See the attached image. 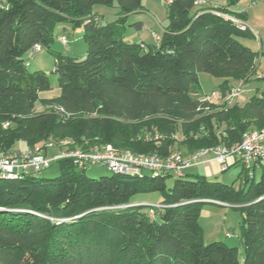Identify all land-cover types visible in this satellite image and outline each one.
Listing matches in <instances>:
<instances>
[{
  "label": "trees",
  "instance_id": "1",
  "mask_svg": "<svg viewBox=\"0 0 264 264\" xmlns=\"http://www.w3.org/2000/svg\"><path fill=\"white\" fill-rule=\"evenodd\" d=\"M241 1L166 0L168 22L158 42L124 36L127 26L144 27L130 21L147 10L143 0L0 2V151L17 141L43 148L61 138H68V149L116 145L135 141L145 127L161 137L127 147L166 156L177 119L191 149L232 144L250 127L264 128V90L243 105L229 104L207 98L199 81L201 72L220 78L225 97L256 77L259 51L244 41L250 26L221 15L245 21L246 11L236 7ZM68 25L83 29L81 57L52 48L56 38H68ZM35 45L54 55L60 93L53 98L41 96L52 88L47 72L30 69ZM97 110L104 116H91ZM56 161L55 177L0 175V264H264L262 160L260 179L242 176L243 170L239 187L205 175L189 178L188 169L96 177L90 166ZM153 191L163 206L129 205L138 193ZM208 201L241 209L239 245L205 241L195 204Z\"/></svg>",
  "mask_w": 264,
  "mask_h": 264
},
{
  "label": "rangeland",
  "instance_id": "2",
  "mask_svg": "<svg viewBox=\"0 0 264 264\" xmlns=\"http://www.w3.org/2000/svg\"><path fill=\"white\" fill-rule=\"evenodd\" d=\"M218 0H205V6L210 5L212 3H216ZM2 2V0H0ZM145 5L149 8V10L142 12L137 15H133L130 19L131 22L143 20L144 27L141 30H136L135 26L132 24L131 27H125V34L126 38H129V35H135V37L143 38L146 41H157L160 39L161 31L163 26H165L168 22V8L166 0H143ZM237 8H242L246 10L247 19L245 22L250 26L252 31V35L245 39L244 41L248 44H251L252 47L259 51V68L255 78L251 81L245 83L241 87V92L237 96L236 100L239 104H245L254 94L257 93V90L261 91L264 90V0H242L239 5L236 6ZM129 21V22H130ZM157 32H156V31ZM69 42L67 44L62 43L60 38H56L52 44V48L61 51L64 53H68L74 56H82L87 50V44L83 39V29L81 27L73 28L70 25L67 26V29L64 32ZM154 34H157L158 39L155 38ZM261 40L263 45L261 46ZM31 55V54H30ZM30 69H43L47 72L50 77L52 88L50 90L42 91L41 96L43 98H53L60 93V88L58 85V75L53 71L54 70V55L53 53L47 49L42 48L40 51L36 52L35 55L30 58ZM199 81L201 84L202 92L208 95H211L213 91L219 89V84L221 79L206 73L201 72L199 74ZM222 100V99H220ZM215 101H219L218 98ZM38 109L44 108V102L41 101L37 104ZM91 116H104L100 113L99 110L95 111ZM179 126L172 138H167V140H171L170 143V151L171 152H180L182 154H189L195 151H198L200 148H193L191 149L189 146L190 137L188 133L186 135L183 133V122L180 119H177ZM5 125V124H4ZM6 124L5 126H7ZM254 126L250 127L249 130L258 129L253 128ZM252 128V129H251ZM7 129L4 128L1 130V133L6 132ZM136 140H143L144 143L152 142L154 139H158L161 137L157 131L154 129L153 131L147 130L145 127L142 128L141 133L139 134ZM66 139V138H64ZM63 140V138L59 139ZM57 139H53L49 142H57ZM68 140V138L66 139ZM82 140L85 137H82ZM134 140H122L121 142H116V145L113 143H107L115 146L119 149H127L138 153H146L145 151H135L131 147L132 144L136 143L137 141ZM3 144V143H2ZM131 144V145H130ZM23 147L24 149H21ZM207 147V146H205ZM62 146L60 144L55 143V146L46 147H39V148H31L25 145L24 141H17L15 145L11 148L9 153H20L27 150H37L43 151L46 153L48 150V156L53 158V156L60 153ZM80 148V147H79ZM262 165H264V159L262 160ZM190 175L189 178H195L194 175H205L208 180L212 181H221L228 184H234L235 186L239 187L243 184L242 179L239 178L240 173L244 170L243 165L241 163L235 164L230 166L227 170L223 171L221 166L217 162H212L210 165H203L198 164L192 166L188 169ZM263 167L259 166L255 169V180L258 181L262 174ZM87 172L91 175L96 177L112 174V172L102 164L92 165L87 168ZM145 174H152V170L145 169L143 171ZM60 173V164L55 159H52L51 165L42 170L40 174L46 177H55ZM250 176L248 172L245 170L242 172V176ZM251 179L246 184L247 186L250 185ZM174 177L170 176L167 177L166 183L168 185L173 184ZM163 199L161 193L159 191L153 192H140L134 196L133 203H141V204H152L159 202ZM147 205V208L150 206ZM198 205L200 209V224L203 229L204 239L205 241H212V240H222L228 243L229 245H239L240 239V227L242 224V212L241 209L238 207H234L233 205L229 204H220L216 202H202L195 204Z\"/></svg>",
  "mask_w": 264,
  "mask_h": 264
},
{
  "label": "built area",
  "instance_id": "3",
  "mask_svg": "<svg viewBox=\"0 0 264 264\" xmlns=\"http://www.w3.org/2000/svg\"><path fill=\"white\" fill-rule=\"evenodd\" d=\"M197 4L204 5L205 0H197ZM221 15L242 28L247 27V23L228 13ZM158 39L157 34H154ZM63 43H67L66 37H61ZM41 47L35 45L33 54L40 51ZM243 83L231 88L224 97L222 91L217 89L211 95H206L209 99H222L229 104L237 101L236 98L241 92ZM69 140L63 139L57 142H48L46 148L60 144V153L50 158L46 153L34 149L20 153H9L0 151V175L7 178H17L18 176L38 173L51 165L52 159L70 158L77 168L89 167L96 164L105 165L111 172L120 174L138 175L144 173L145 169L155 172H171L176 175L184 174V171L192 166L203 164L210 165L217 162L221 169L227 170L230 166L241 163L250 176H254V171L261 166L260 161L264 159V128L247 130L242 138L232 144H218L215 146L202 147L198 151L182 154L180 152H170L166 156L155 153H138L127 149H119L111 144H98L89 149L73 148L68 149L66 144ZM151 205L161 207L164 204L156 202ZM153 213V210H151Z\"/></svg>",
  "mask_w": 264,
  "mask_h": 264
},
{
  "label": "crops",
  "instance_id": "4",
  "mask_svg": "<svg viewBox=\"0 0 264 264\" xmlns=\"http://www.w3.org/2000/svg\"><path fill=\"white\" fill-rule=\"evenodd\" d=\"M2 1H4V0H2ZM240 9H242V8H240ZM147 10H149V8L147 7ZM146 10V11H147ZM246 11V10H245ZM246 13V12H245ZM247 19V15H246V18H245V20ZM143 21V20H142ZM164 27L165 26H163V28H162V31L164 30ZM156 31V30H155ZM161 31V32H162ZM157 32V31H156ZM131 36V38L132 39H134V40H138V41H140V40H144L143 38H140L139 37V39H138V37H135V35H130ZM144 41H146V40H144ZM251 45V44H250ZM263 45V43H262V40H261V46ZM252 46V45H251ZM256 50V49H255ZM260 62V61H259ZM26 145V144H25ZM27 146V145H26ZM21 149H24L23 147H20ZM46 154L48 155V150H46ZM54 157V156H53ZM200 165V164H199Z\"/></svg>",
  "mask_w": 264,
  "mask_h": 264
},
{
  "label": "water",
  "instance_id": "5",
  "mask_svg": "<svg viewBox=\"0 0 264 264\" xmlns=\"http://www.w3.org/2000/svg\"><path fill=\"white\" fill-rule=\"evenodd\" d=\"M216 203H220V202H216ZM135 203H131L129 205H134ZM141 204V203H140ZM142 205H150V204H142Z\"/></svg>",
  "mask_w": 264,
  "mask_h": 264
}]
</instances>
